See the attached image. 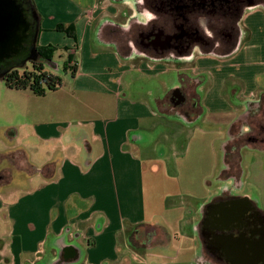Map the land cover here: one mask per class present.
Wrapping results in <instances>:
<instances>
[{
	"label": "crops",
	"instance_id": "crops-1",
	"mask_svg": "<svg viewBox=\"0 0 264 264\" xmlns=\"http://www.w3.org/2000/svg\"><path fill=\"white\" fill-rule=\"evenodd\" d=\"M30 3L39 19L36 45L61 47L76 58L77 70L72 95L27 113L11 133L15 142L7 152L21 151L30 172L0 190V220L9 235L5 264H144L159 258L153 246L168 247L172 238L187 241L190 264H202L199 228L212 200L227 192L246 197L264 215L257 201L264 197V145L242 149L229 163L228 181L208 184L220 172L216 146L222 142L223 151L247 103H264V4L242 17L245 36L229 57L195 54L153 62L124 55L105 38L107 31L118 36L129 23L146 21L136 0ZM58 26L73 27L75 39L57 32ZM174 74L204 78L195 89V120L168 101L182 80L173 81ZM143 81H153L162 96L141 87ZM198 143L214 153L209 174L201 175L206 196L167 194L177 201L173 207L167 200V207L180 210L176 227L147 197L145 163H168Z\"/></svg>",
	"mask_w": 264,
	"mask_h": 264
},
{
	"label": "flooded vegetation",
	"instance_id": "flooded-vegetation-1",
	"mask_svg": "<svg viewBox=\"0 0 264 264\" xmlns=\"http://www.w3.org/2000/svg\"><path fill=\"white\" fill-rule=\"evenodd\" d=\"M263 4L264 0H136V9L146 16V22L129 23L118 36H113L107 31L105 38L109 45L117 47L124 55L133 52L135 57L153 62L165 61L171 57L175 59L179 56L193 59L195 54L227 58L245 36L242 17L251 6ZM149 13L151 17L147 15ZM196 48L199 49L198 52H195ZM179 77L182 80L178 87L185 97L184 104L178 108L179 112L182 116L189 115L191 120H195L200 114L199 108L194 107L193 100L197 99L195 89L197 85L202 84L204 78L193 77L190 74ZM167 98L170 102L171 93ZM263 119L264 103L259 100L249 102L236 126L230 127L227 141L223 145V170L218 177L223 184L231 177L232 168L229 163L240 157L242 149L264 145ZM7 136L10 137L11 133ZM29 169L21 151H6L0 154V190L8 188L15 178L22 180V177L30 172ZM230 199L233 198L223 193L210 204ZM207 214L205 208L201 223L207 218ZM249 215L251 218L245 222L250 225L243 231L248 233L257 231L256 239L264 237V219L256 215L255 211ZM0 218L2 219L3 215H0ZM202 229L201 224L199 237L202 242V253L199 262L234 264L230 259L231 254L212 249L208 240L202 237ZM205 234L207 235V232ZM234 234H237V230ZM8 239V229L0 220V264L8 262L6 257ZM68 255L69 252H65L64 256Z\"/></svg>",
	"mask_w": 264,
	"mask_h": 264
},
{
	"label": "rangeland",
	"instance_id": "rangeland-1",
	"mask_svg": "<svg viewBox=\"0 0 264 264\" xmlns=\"http://www.w3.org/2000/svg\"><path fill=\"white\" fill-rule=\"evenodd\" d=\"M48 38L54 37L49 36ZM59 48L60 49L54 54L51 63L43 62L45 71L61 79L60 90L55 95L47 94L43 97H35L28 91L8 90L0 80V154L9 150L11 144H14L15 141L11 140L12 137L7 135L9 133H13L14 135V128L15 130H18L20 122L23 120V117L27 116V113L30 114L33 111L39 112L51 108L54 100L59 99L65 94L72 95L73 92L71 86L73 85V82L70 71L66 68L68 55L61 47ZM75 59L72 58V62H74ZM26 65L29 67V63ZM170 78L175 82L179 81V76L177 74H174V76L171 75ZM140 84L141 87H145V89L152 88L153 93L158 97L162 96L161 90L154 85L155 83L153 81H143ZM155 87H157V90ZM262 121H264V119ZM148 138V136L145 138L146 141ZM197 145H199V147H191L188 154L184 156L181 155L175 157L173 155V157H170L168 163H158L156 160L145 163L146 168L144 175L145 182L147 183V197L152 199V205L154 203V206H157V212L160 213L159 215L164 216L176 227L178 226L176 219H179L181 216L180 210L167 207L168 196L170 194L175 196L178 192H192L195 198L200 199L205 197L207 185L210 182V186H216L220 174L218 171V174H216L214 179H210L208 184L207 181L201 179L203 173L209 174L210 164L214 153H212L211 148L207 144L204 147L199 143ZM217 146L215 150H218L219 148L218 157L220 159V169H218L222 171L224 164L222 142L221 146ZM164 148L165 146L162 147V149ZM197 148H199V150H197ZM219 184H223L221 180ZM226 195H228V192ZM257 198L258 197H256V199ZM257 201L259 208L264 211V197H262L261 201H259L258 198ZM168 204H172L174 207L177 204V201L171 199L168 200ZM261 206H263V208ZM183 212L185 213V210ZM172 239L173 240L168 247L162 245L153 246L151 250L155 254H158L159 258H146L144 264H190L192 260L191 254H185V248L188 245L187 241L183 242L181 238L179 241L174 238Z\"/></svg>",
	"mask_w": 264,
	"mask_h": 264
},
{
	"label": "water",
	"instance_id": "water-1",
	"mask_svg": "<svg viewBox=\"0 0 264 264\" xmlns=\"http://www.w3.org/2000/svg\"><path fill=\"white\" fill-rule=\"evenodd\" d=\"M38 34L39 19L30 0H0V80L10 71L39 60ZM184 102L185 97L179 89L172 91L173 108H180ZM206 210L208 216L201 223L202 237L212 249L231 254L234 264H262L264 237L256 239L257 231L248 233L243 229L250 225L245 222L251 218L250 212L255 211L263 219L264 215L255 210L248 198L208 204Z\"/></svg>",
	"mask_w": 264,
	"mask_h": 264
},
{
	"label": "trees",
	"instance_id": "trees-1",
	"mask_svg": "<svg viewBox=\"0 0 264 264\" xmlns=\"http://www.w3.org/2000/svg\"><path fill=\"white\" fill-rule=\"evenodd\" d=\"M32 6V4H31ZM57 32L64 33L67 37L75 39L73 27L56 28ZM39 53V60L37 62L29 63V67L25 65L20 69H14L7 73L1 82L5 88L13 91H28L35 97H43L48 92H55L61 86V79L44 70L43 62H51L56 48L52 46L39 47L36 45ZM66 68L70 71L71 78L75 77L76 66L72 64V57L67 56Z\"/></svg>",
	"mask_w": 264,
	"mask_h": 264
},
{
	"label": "clouds",
	"instance_id": "clouds-1",
	"mask_svg": "<svg viewBox=\"0 0 264 264\" xmlns=\"http://www.w3.org/2000/svg\"><path fill=\"white\" fill-rule=\"evenodd\" d=\"M149 17H151V14L149 13V14H147ZM146 22V21H145ZM245 131H246V129H245Z\"/></svg>",
	"mask_w": 264,
	"mask_h": 264
}]
</instances>
